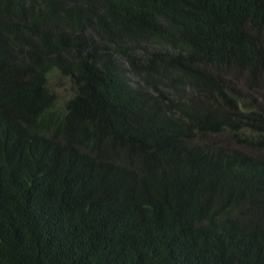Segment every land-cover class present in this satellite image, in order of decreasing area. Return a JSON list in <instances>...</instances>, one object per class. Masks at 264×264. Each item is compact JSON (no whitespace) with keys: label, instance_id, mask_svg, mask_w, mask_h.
I'll list each match as a JSON object with an SVG mask.
<instances>
[{"label":"trees","instance_id":"16d2710c","mask_svg":"<svg viewBox=\"0 0 264 264\" xmlns=\"http://www.w3.org/2000/svg\"><path fill=\"white\" fill-rule=\"evenodd\" d=\"M0 264H264V0H0Z\"/></svg>","mask_w":264,"mask_h":264},{"label":"rangeland","instance_id":"374dc122","mask_svg":"<svg viewBox=\"0 0 264 264\" xmlns=\"http://www.w3.org/2000/svg\"><path fill=\"white\" fill-rule=\"evenodd\" d=\"M51 85L52 89L58 95L61 104L66 102L71 97L72 83L68 79L55 74L51 77Z\"/></svg>","mask_w":264,"mask_h":264}]
</instances>
